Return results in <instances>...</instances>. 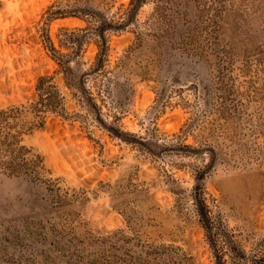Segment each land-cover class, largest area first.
Instances as JSON below:
<instances>
[{"label":"rangeland","instance_id":"obj_1","mask_svg":"<svg viewBox=\"0 0 264 264\" xmlns=\"http://www.w3.org/2000/svg\"><path fill=\"white\" fill-rule=\"evenodd\" d=\"M131 1L0 0V109L61 100L39 176L0 169V264H216L197 185L264 261V0Z\"/></svg>","mask_w":264,"mask_h":264},{"label":"trees","instance_id":"obj_2","mask_svg":"<svg viewBox=\"0 0 264 264\" xmlns=\"http://www.w3.org/2000/svg\"><path fill=\"white\" fill-rule=\"evenodd\" d=\"M144 1L132 0L131 5L139 6ZM37 89L39 99L30 106L0 109V169L10 175L39 176L41 159L39 156L32 159L26 156L30 150L22 143L23 137L44 127L45 114L49 111L59 112L61 100L56 86L52 84V77H41ZM193 196L197 213L217 258L216 264H259L260 262L254 257H249L238 243H218L220 238H225L227 242L231 238L222 223L212 215L203 187L197 185ZM261 262L264 264V261Z\"/></svg>","mask_w":264,"mask_h":264}]
</instances>
